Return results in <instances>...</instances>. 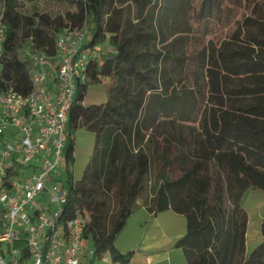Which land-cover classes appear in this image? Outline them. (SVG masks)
Returning a JSON list of instances; mask_svg holds the SVG:
<instances>
[{"label": "trees", "instance_id": "obj_1", "mask_svg": "<svg viewBox=\"0 0 264 264\" xmlns=\"http://www.w3.org/2000/svg\"><path fill=\"white\" fill-rule=\"evenodd\" d=\"M198 1L203 10L209 2ZM160 2L72 0L57 14L24 16L7 0L0 16V94L13 90L29 95L30 62L21 59L22 51L38 50L54 58L57 38L66 30L86 26L92 47L110 44L112 51L90 64L70 111L68 167L75 161L80 129L95 134L96 142L82 180L74 182L68 171L66 212L80 210L89 216L85 239L94 260L109 254L112 264H131L132 254L121 253L115 243L147 190L151 159L146 146L155 131L142 119L147 98L162 93V105L174 98L186 109L200 99L195 91L201 74L206 121L194 149L165 139L169 144L158 155L154 211L171 210L186 218L177 248L187 264H264V220L263 241L247 257L249 216L244 208L250 190L264 192V0H251L250 15L236 23L233 33L207 44L195 59L193 90L180 92L159 77L164 55L154 42L165 33L157 30L150 11ZM105 79L110 80L107 102L84 105L89 87Z\"/></svg>", "mask_w": 264, "mask_h": 264}, {"label": "built area", "instance_id": "obj_2", "mask_svg": "<svg viewBox=\"0 0 264 264\" xmlns=\"http://www.w3.org/2000/svg\"><path fill=\"white\" fill-rule=\"evenodd\" d=\"M90 37L86 26L66 30L54 58L27 49L32 92L0 94V264H86L89 216L66 212L71 185L56 177L68 172V123L78 86L103 56Z\"/></svg>", "mask_w": 264, "mask_h": 264}, {"label": "rangeland", "instance_id": "obj_3", "mask_svg": "<svg viewBox=\"0 0 264 264\" xmlns=\"http://www.w3.org/2000/svg\"><path fill=\"white\" fill-rule=\"evenodd\" d=\"M17 11L24 16H32L35 12L57 14L69 7L72 0H13ZM251 0H209L202 9V1L198 0H161L157 9H152L150 15L153 18L158 31H164L165 37L157 36L154 42L155 50L163 53L164 60L159 67L160 79L167 84L175 85V92L184 88L193 90L195 71L197 64L195 59L205 51L211 40L220 42L229 37L236 29V23L241 22L244 17L251 13ZM7 0H0V16L2 15ZM101 53L107 55L112 51L110 44L98 45ZM26 48V47H24ZM22 48V49H24ZM25 52L21 53V59H25ZM200 87L196 89L200 95L199 101L186 109L181 106L178 99L167 98L166 104L162 105L161 99L165 98L162 93L151 94L147 98L146 107L142 119L155 129L154 137L149 139L146 152L151 159V168L148 174L147 190L140 199L146 202L154 200V189L160 172L159 153L168 146V138L174 146L184 144L187 150L194 149L200 137L206 121L207 106L202 98L206 91L205 81L200 74ZM110 80L105 79L101 84L90 86L85 103L88 105L105 104L108 100ZM151 134L148 132L147 136ZM76 150L74 164L70 163L68 171L71 172L74 182L82 180L84 171L91 161V155L95 148L96 137L85 128L76 134ZM182 143H178V140ZM157 148L159 151L157 152ZM62 176L56 179L65 182L69 187V175L67 170L62 169ZM171 173V172H170ZM251 196V195H249ZM245 197L246 209L251 215L250 239L248 241L249 252L258 245L257 237L260 235V225L256 222L255 203H250V197ZM255 197V195H254ZM46 202L50 201L49 196ZM116 211V201H112ZM187 227V226H186ZM131 225L126 232L120 233L116 244L130 243L138 233ZM88 258L86 264H111L109 261L94 260L90 255L91 244L87 246Z\"/></svg>", "mask_w": 264, "mask_h": 264}, {"label": "crops", "instance_id": "obj_4", "mask_svg": "<svg viewBox=\"0 0 264 264\" xmlns=\"http://www.w3.org/2000/svg\"><path fill=\"white\" fill-rule=\"evenodd\" d=\"M84 105L90 106L85 101ZM246 196L250 197V203H255V207H253L255 219L260 225V235L256 238L258 245L253 249L254 251L263 241L261 225L264 220V192L252 189ZM246 203L247 200L245 202L244 198V208L249 216L246 236V256L248 257L253 252L248 253L252 217L246 209ZM131 225L138 231L134 239L130 243L126 242L121 245L115 243L121 253L132 254L131 264H187L183 251L177 248L178 241L185 235L187 229V221L184 216L177 215L171 210L155 214L153 200L146 202L139 199L135 211L127 221L122 233L126 232ZM103 259L112 264L109 254L105 255Z\"/></svg>", "mask_w": 264, "mask_h": 264}]
</instances>
